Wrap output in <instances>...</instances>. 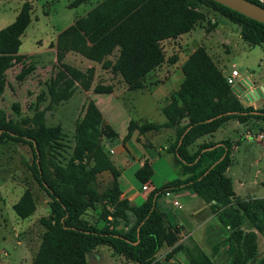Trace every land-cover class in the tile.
<instances>
[{"label":"trees","instance_id":"16d2710c","mask_svg":"<svg viewBox=\"0 0 264 264\" xmlns=\"http://www.w3.org/2000/svg\"><path fill=\"white\" fill-rule=\"evenodd\" d=\"M87 1L72 0L68 7ZM248 1L264 7V2ZM199 3L212 7L237 24L244 41L251 45L264 44V24L212 0H100L56 34L58 71L49 80L50 99H67L74 82L83 90L91 86L93 69L81 72L63 63L61 59L66 52L100 63L101 68L119 75L129 90L142 88L145 74L163 61L159 42L190 30L201 17L194 9ZM30 11V2L23 0L14 19L0 28V94L5 70L22 57L17 51L20 36L30 22ZM114 51L117 54L110 60L108 56ZM181 70L183 78L178 89L161 108L166 118L162 126L147 122L139 125L131 119L128 122L126 137L135 129L142 133L172 127L176 136L166 150L172 154L182 175L151 189L139 205L119 196V172L101 146V138L110 137L113 132L91 99L84 101L83 113L74 122L71 156L64 165L51 164L52 180L47 175L49 172L41 168L39 156L50 141L58 138L59 126H45L41 121L42 113L36 112L32 117L35 125L20 130L6 121L0 111V143L8 139L29 144L36 179L50 198L48 217L40 219L44 231L31 264H86L87 253L101 244L109 245L114 253L130 261L144 264L163 244L171 246L177 240V229L166 222V215L157 208L156 201L164 191L182 189L192 191L204 203H209V210L217 214V222L232 229L236 242L243 240L246 254L237 251L230 264H249L247 257L253 253L254 235L252 232L242 234L239 227L244 220H249L256 231L264 234V197L232 198L230 179L224 175L229 163V140L201 143L193 152L187 145L211 133L229 117L264 120V104L260 108L243 106L202 47H196L187 56ZM92 91L108 93L111 86L97 83ZM184 118L186 122L179 125ZM103 171L111 178L109 187L100 196L104 204L111 207L110 212L105 210L104 213H110L112 222L122 220V226H126L127 212H132L135 220L125 229L115 228V225L97 228L80 217L81 211L96 200L93 182ZM150 173L144 164L135 172V177L146 184ZM56 185L63 190L56 189ZM34 208L27 189L12 205L15 215L21 219L28 217ZM187 253L190 264H211L196 248L188 249ZM255 264H264V258Z\"/></svg>","mask_w":264,"mask_h":264},{"label":"rangeland","instance_id":"374dc122","mask_svg":"<svg viewBox=\"0 0 264 264\" xmlns=\"http://www.w3.org/2000/svg\"><path fill=\"white\" fill-rule=\"evenodd\" d=\"M22 1L0 0V28L13 20ZM28 1L31 4L30 22L20 37L18 47V52L22 57L19 61H13L5 70L3 90L0 94V111L4 114L6 121L11 122L20 130L35 125L32 117L36 112L42 113L41 121L45 126H59L58 138L50 141L39 156L41 168L49 172L52 163L64 165L71 156L74 122L82 115L83 103L89 99L86 94H90V89L92 91L93 88L83 90L77 82H74L67 99L60 101L50 99L49 80L58 71L54 47L55 37L74 18L83 15L100 0H88L76 7H68L72 0ZM194 9L201 14V17L194 22L190 30L175 38H166L159 42L163 54L161 63L166 65L179 61L183 63L196 47H202L222 74H227L230 69L235 68L239 74L248 77L253 88L264 85V44L251 45L244 41L240 36V27L212 7L199 3ZM116 54L117 52L114 51L108 58L113 60ZM61 61L81 72L92 68V78L95 67L101 68L100 63H90L73 52L64 53ZM89 63L92 65L86 67ZM102 69L95 74L98 82L102 80L104 74L108 78L115 76L110 70ZM119 85L121 86V84ZM118 99V102L121 103V98ZM122 101L130 109L128 99L123 97ZM242 101L240 102L243 106L260 108L264 104V96L251 103ZM133 103L138 105L139 115L147 121L157 122L160 118H164L154 109V104L150 101L135 99ZM133 117L137 118L135 114ZM137 124H142L141 120L137 121ZM135 130L138 134L140 133L137 129ZM261 130L264 131L263 128ZM152 132L147 130L140 135L142 138H146ZM175 134L173 129L171 137L164 140L167 146L174 141ZM263 140L264 134L260 141ZM138 141L140 140L138 139ZM104 144V137H102L101 146L104 147ZM254 148L258 149L256 146ZM194 150V148L189 149L191 152ZM167 156L169 155L165 154L164 158L169 160L170 157ZM33 162V154L28 143L8 139L1 141L0 261L2 262L7 261L12 254V249L9 246L10 239L21 241L27 258L32 257L44 231L40 219L48 217L50 198L36 179ZM206 162L205 160L203 164ZM175 166H177L176 174L181 177L179 165ZM261 170L264 172V164H262ZM47 175L52 180L53 175L50 172ZM110 183L111 178L107 171L96 175L93 182L96 200L81 211L80 217L97 228L103 225H115V228L125 229L135 220L132 212H127L126 226H122L124 223L122 220L112 222L110 213H104L105 210L110 212L111 207L104 204L100 196ZM259 183L264 185V177L260 179ZM24 189L30 191L35 208L28 217L21 219L15 215L12 205ZM56 189L63 190L59 185H56ZM177 199L182 203L186 201L185 197L180 195ZM131 204L139 205L140 203L131 202ZM156 206L165 213L166 222L172 228L177 229V240L171 246L163 244L144 264H190L187 250L192 248L203 252L211 264H230L232 256L237 251L246 254L243 240L236 242L231 235L232 229L223 227L217 222L216 213L204 209L195 215V219L200 222L199 225L193 229L190 227L184 230L176 225L173 213H185L190 222L193 216L190 215L187 204L183 205L182 209L173 207L172 210L160 195L157 198ZM239 229L242 234L252 232L254 235L253 253L248 255L247 262L255 264L264 258V234L256 231L249 220H244ZM91 252L95 258L93 264H139L114 253L107 244L97 245Z\"/></svg>","mask_w":264,"mask_h":264},{"label":"crops","instance_id":"0c3cea01","mask_svg":"<svg viewBox=\"0 0 264 264\" xmlns=\"http://www.w3.org/2000/svg\"><path fill=\"white\" fill-rule=\"evenodd\" d=\"M17 53L19 54L18 51ZM88 61L94 63V61ZM90 63L86 67H90L92 65ZM181 64L182 61L168 65L161 63L145 74L143 80L144 86L134 90L127 89L121 77L117 74H112L115 75L113 78H108L104 74L102 80L98 82L95 74L101 68L95 67L94 69V76L90 87H93L96 83L111 86V91L108 93L92 92L90 89V94L86 95L93 101L104 123L113 132L112 136L104 137L105 144L102 148L119 172L117 182L121 198H126L134 203H141L151 189L179 178L176 174L177 166L175 165L177 164L172 154L167 152L166 141H164L166 138L171 137L172 127H159L157 130H151L153 131L152 134L146 138H142L141 133L138 134L136 130H133L127 137L126 133L130 119L141 120L142 123H153L159 126H162L166 122L161 108L166 103L167 98L175 93L182 81ZM102 70L105 71L106 69ZM240 76L245 77L246 75L240 74ZM123 97L128 99L127 102L130 109L122 101ZM118 98H121V103L118 102ZM135 99L152 102L154 109L164 118H160L157 122L147 121L143 116L139 115L138 105L133 103ZM238 99L242 101L240 97ZM252 101L243 100L242 102L251 103ZM133 114L137 118H134ZM185 122L186 119L184 118L180 121L179 125ZM261 128L264 129V120L251 117L238 120L236 117H229L220 122L211 133L194 139L187 145V149H196L201 143L218 142L224 139L229 140L231 149L229 163L224 170V175L230 179L235 198L264 197V185L259 183L260 179L264 177V172L261 170L262 164H264V140L260 141L256 136L260 132L263 138L264 131ZM255 146L258 149L254 148ZM165 154L169 155L167 156L170 157L169 160L164 158ZM144 164H147L151 171L146 184H142L135 177V172ZM142 185L146 186V190H141ZM172 192L178 198L180 195L185 197L186 200L184 203L179 201L180 206L175 208L182 209L183 205L187 204L190 215L193 216L189 222L185 213H173L176 225L184 230L190 227L191 229L197 227L200 222L195 219V215L201 213L204 209L209 212V203H204L195 193L188 189ZM163 200L169 205L165 198ZM170 207L173 210L171 205ZM10 240L9 246L12 249V254L7 261H0V264H31L35 254L27 258L23 243L18 240Z\"/></svg>","mask_w":264,"mask_h":264},{"label":"water","instance_id":"95a60500","mask_svg":"<svg viewBox=\"0 0 264 264\" xmlns=\"http://www.w3.org/2000/svg\"><path fill=\"white\" fill-rule=\"evenodd\" d=\"M231 10H234L245 17L253 19L264 24V7L250 2L248 0H212ZM232 93L244 101L256 100L264 96V85L253 88L251 81L247 77L240 78L234 86L231 87ZM94 255L87 253L86 264H93Z\"/></svg>","mask_w":264,"mask_h":264},{"label":"built area","instance_id":"2783aa9c","mask_svg":"<svg viewBox=\"0 0 264 264\" xmlns=\"http://www.w3.org/2000/svg\"><path fill=\"white\" fill-rule=\"evenodd\" d=\"M256 2L258 3H263L264 0H255ZM224 77H225V80H226V83L230 86V88L232 86H234V84L240 79L242 78L239 74V72L235 69V68H232L229 70V72L227 74H224ZM257 138L258 139H261L262 138V134L260 132H258L256 134ZM141 190H146V186L145 185H142L141 186ZM163 198H165V200L168 202L169 205H171L172 207H179L180 206V203L177 199V196L173 194L172 191H164L163 194H162Z\"/></svg>","mask_w":264,"mask_h":264}]
</instances>
